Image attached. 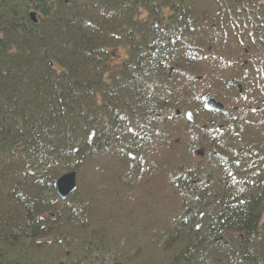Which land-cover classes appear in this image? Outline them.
<instances>
[{"label":"trees","instance_id":"1","mask_svg":"<svg viewBox=\"0 0 264 264\" xmlns=\"http://www.w3.org/2000/svg\"><path fill=\"white\" fill-rule=\"evenodd\" d=\"M184 139L201 161L172 156ZM150 180L160 218L95 198ZM112 259L264 264V0H0V264Z\"/></svg>","mask_w":264,"mask_h":264},{"label":"rangeland","instance_id":"2","mask_svg":"<svg viewBox=\"0 0 264 264\" xmlns=\"http://www.w3.org/2000/svg\"><path fill=\"white\" fill-rule=\"evenodd\" d=\"M111 53H112L111 63L113 65V67L118 66L127 57V53H126L124 48L114 50ZM232 79H234V78H232ZM232 79H230V80H232ZM230 86H232V85H230ZM235 88H236V86L234 85L231 88L226 89L225 92L232 94V92L233 93L235 92ZM191 123H193V122H191ZM190 142L191 141L189 139H184V141H182V143L177 141L175 143L176 146H174V148L172 150V152H173L172 156L175 155V157H176V155H177V156L183 157V156L188 155L187 157L190 159L192 164L194 162L196 163L198 161H201L205 157L204 149H202L201 147H199L195 143L191 142L192 143L191 144L192 150L188 151V146H189ZM165 187H166L165 182L159 181L155 185L150 180L147 183H145L144 185H141L139 187V189L136 188L137 193H138V199L137 200L140 201V198H142V197L143 198L141 200H144V196L146 197V199H148V201L143 202V206L145 207V211H148L147 213L152 215V217H154V218H156V217L160 218L159 217L160 216L159 211L162 210L161 207L167 208V205H168L167 203L169 202V196L164 194V192L166 190ZM115 193H117V192H115ZM143 206H142V208H143ZM158 208H160V209H158ZM147 213L144 214V218H145V216L148 217Z\"/></svg>","mask_w":264,"mask_h":264},{"label":"water","instance_id":"3","mask_svg":"<svg viewBox=\"0 0 264 264\" xmlns=\"http://www.w3.org/2000/svg\"><path fill=\"white\" fill-rule=\"evenodd\" d=\"M32 18L36 22V14L32 13ZM237 81L236 78L229 81V85H233ZM242 89L240 85V90ZM204 110L209 112L219 113L223 116H228L229 111L227 106L219 101L215 96L207 95L203 98ZM178 115L182 113V110H178ZM186 118L189 122H194V116L192 111L186 112ZM77 171L68 172L61 177H59L54 184L57 194L64 201L71 193L77 191ZM202 215L199 216V221H201ZM201 227V224L197 226V229Z\"/></svg>","mask_w":264,"mask_h":264},{"label":"bare ground","instance_id":"4","mask_svg":"<svg viewBox=\"0 0 264 264\" xmlns=\"http://www.w3.org/2000/svg\"><path fill=\"white\" fill-rule=\"evenodd\" d=\"M32 13H35L36 14V22L33 20V18H32ZM29 17H30V19L35 23V24H37L38 23V21H39V18L37 17V13L35 12V11H33V12H30L29 13ZM127 59V58H126ZM210 95V94H209ZM205 96H207V95H204L203 96V98L205 97ZM213 96V95H212ZM203 98H202V101H203ZM222 102V101H221ZM223 104H225L226 106H227V104L225 103V102H222ZM203 105H204V102H203ZM227 109H228V106H227ZM206 111V110H205ZM209 112V111H208ZM213 113H215V112H213ZM194 116V115H193ZM90 138H93V134L91 135V137ZM77 177H78V175H77ZM130 184H128V183H126V182H116V183H114L113 184V181H110L109 183L108 182H101L97 187H95V188H100L101 189V194L99 195V196H96L95 198L97 199V200H100V201H102V200H104V201H121V200H128V201H137V199H138V194H137V191L134 189V190H132V194H131V196H124V194H125V192H127V189L128 188H130V186H129ZM77 189H78V178H77ZM91 189V188H90ZM117 189V190H116ZM116 190V192H117V194H119V196L118 197H114V196H112V192H114ZM55 191H56V189H55ZM75 192H73V193H71L64 201H66L69 197H71L73 194H74ZM106 193V194H105ZM56 194H57V192H56ZM58 195V194H57ZM140 196V195H139ZM58 197H59V199H61L60 198V196L58 195ZM143 198V197H142ZM142 198H140V201L141 202H146V201H148V199H146V197L144 196V200H141ZM62 200V199H61ZM63 201V200H62ZM11 208H13L12 206H11ZM142 210H144L145 211V209H142ZM143 212V211H142ZM27 255H30L31 253H30V251H28L27 253H26ZM40 255V254H39ZM37 256V255H36ZM37 257H35V259H36ZM113 260V259H112ZM110 261V264H123L122 262H120V261Z\"/></svg>","mask_w":264,"mask_h":264}]
</instances>
